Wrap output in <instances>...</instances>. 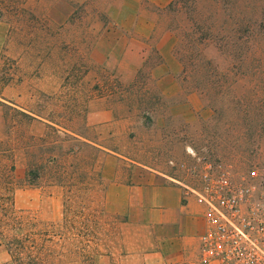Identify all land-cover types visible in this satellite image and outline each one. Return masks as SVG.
<instances>
[{
    "label": "rangeland",
    "instance_id": "374dc122",
    "mask_svg": "<svg viewBox=\"0 0 264 264\" xmlns=\"http://www.w3.org/2000/svg\"><path fill=\"white\" fill-rule=\"evenodd\" d=\"M39 137L63 171L29 185ZM142 172L264 196V0H0V264H120L149 236Z\"/></svg>",
    "mask_w": 264,
    "mask_h": 264
},
{
    "label": "crops",
    "instance_id": "0c3cea01",
    "mask_svg": "<svg viewBox=\"0 0 264 264\" xmlns=\"http://www.w3.org/2000/svg\"><path fill=\"white\" fill-rule=\"evenodd\" d=\"M147 1L159 8L170 3V0ZM151 34L152 28L147 27L142 36L149 37ZM171 40L170 33L160 37L158 51L161 55V47ZM101 117L109 121L111 114L107 111L88 114V120L93 125L101 122L97 119ZM92 119L95 122H91ZM132 176L140 180L154 179L147 192L142 187L138 189V200L134 197L137 183L130 187L133 189L130 201L140 203L152 217L149 223H133L134 227L147 230L149 236L143 239L137 237L138 241L134 242L136 246L120 255V264H220L203 247L202 237L209 225L207 208L197 201L196 195L191 192L192 188L189 189L172 177L163 175L160 178L152 172L133 173ZM140 183L144 185V182Z\"/></svg>",
    "mask_w": 264,
    "mask_h": 264
},
{
    "label": "built area",
    "instance_id": "2783aa9c",
    "mask_svg": "<svg viewBox=\"0 0 264 264\" xmlns=\"http://www.w3.org/2000/svg\"><path fill=\"white\" fill-rule=\"evenodd\" d=\"M207 208L204 249L220 264H264V196L218 179L211 188L192 189Z\"/></svg>",
    "mask_w": 264,
    "mask_h": 264
},
{
    "label": "trees",
    "instance_id": "16d2710c",
    "mask_svg": "<svg viewBox=\"0 0 264 264\" xmlns=\"http://www.w3.org/2000/svg\"><path fill=\"white\" fill-rule=\"evenodd\" d=\"M9 111L11 112L13 119L12 122L15 124H27V125H38L42 126L46 130H50L52 133L58 134L60 129H65V127H61L57 121L49 114H44L42 111H35L34 109H19L15 106H8ZM48 136V135H46ZM63 139L62 141H64ZM39 143L34 144V153H32L31 159L27 162V176L32 180L27 182V184L32 185L33 181L38 179L43 172L50 171L53 175H57L58 172L63 171V164H59L57 159H55L52 155L54 150L56 149L57 140H53L52 142H47L46 137H39ZM65 142V141H64ZM48 145V146H46ZM57 148L56 150H59ZM45 153V158L42 157V154ZM13 169V166L11 167ZM96 177L100 179L99 174L95 171ZM55 176L51 178H56ZM70 187L72 184L69 185Z\"/></svg>",
    "mask_w": 264,
    "mask_h": 264
}]
</instances>
